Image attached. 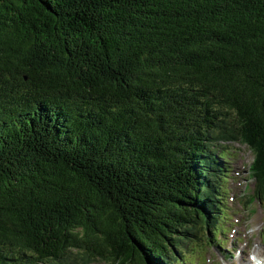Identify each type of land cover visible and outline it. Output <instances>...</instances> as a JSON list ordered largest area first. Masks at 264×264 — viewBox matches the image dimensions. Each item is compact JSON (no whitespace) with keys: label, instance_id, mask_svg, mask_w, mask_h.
Returning <instances> with one entry per match:
<instances>
[{"label":"trees","instance_id":"obj_1","mask_svg":"<svg viewBox=\"0 0 264 264\" xmlns=\"http://www.w3.org/2000/svg\"><path fill=\"white\" fill-rule=\"evenodd\" d=\"M232 143L264 201V0H0V264H184Z\"/></svg>","mask_w":264,"mask_h":264},{"label":"rangeland","instance_id":"obj_2","mask_svg":"<svg viewBox=\"0 0 264 264\" xmlns=\"http://www.w3.org/2000/svg\"><path fill=\"white\" fill-rule=\"evenodd\" d=\"M225 148L219 153L223 156L222 164L228 167L222 198L227 218L223 210L219 213V216L225 214V219L219 218L225 228L223 238L219 244L211 243L200 251L193 250L185 254L184 264H190L191 261L193 264H248L252 256L254 264H264V250L255 251L258 247L264 248V202L258 199L249 202L246 196L255 189L256 180L248 171L253 154L245 143H232ZM99 261L94 263L100 264Z\"/></svg>","mask_w":264,"mask_h":264},{"label":"bare ground","instance_id":"obj_3","mask_svg":"<svg viewBox=\"0 0 264 264\" xmlns=\"http://www.w3.org/2000/svg\"><path fill=\"white\" fill-rule=\"evenodd\" d=\"M260 249L264 250L263 247H258L255 251H259ZM220 256H222L220 253H218Z\"/></svg>","mask_w":264,"mask_h":264}]
</instances>
